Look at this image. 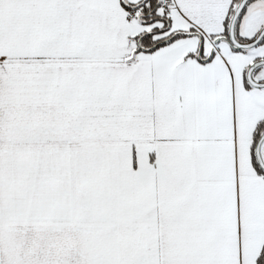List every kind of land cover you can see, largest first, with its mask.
<instances>
[{
  "label": "crops",
  "instance_id": "crops-1",
  "mask_svg": "<svg viewBox=\"0 0 264 264\" xmlns=\"http://www.w3.org/2000/svg\"><path fill=\"white\" fill-rule=\"evenodd\" d=\"M148 1L0 0V264H258L264 39ZM263 26L250 0L238 39Z\"/></svg>",
  "mask_w": 264,
  "mask_h": 264
},
{
  "label": "water",
  "instance_id": "water-1",
  "mask_svg": "<svg viewBox=\"0 0 264 264\" xmlns=\"http://www.w3.org/2000/svg\"><path fill=\"white\" fill-rule=\"evenodd\" d=\"M161 0H159L160 2ZM250 0H239L234 7L233 14L229 21L228 26V37H225V39L228 41V43L235 49L239 50H250L254 47H256L263 39H264V26L261 28V30L258 32V34L250 41H242L238 39L236 34V26L238 23V20L246 7L247 3ZM216 42H214L215 44ZM264 66V59H259L250 64V66L247 69V80L248 82L258 88L264 87V81H258L254 77V72L259 67ZM263 145H264V129L261 131L260 136L256 142L255 145V157L256 160L260 166V168L264 171V156H263Z\"/></svg>",
  "mask_w": 264,
  "mask_h": 264
},
{
  "label": "trees",
  "instance_id": "trees-1",
  "mask_svg": "<svg viewBox=\"0 0 264 264\" xmlns=\"http://www.w3.org/2000/svg\"><path fill=\"white\" fill-rule=\"evenodd\" d=\"M239 0H234V6L235 4L238 2ZM149 6L148 8H146L144 11L145 12H150V16L153 17V21H156V20H162L164 21V24L163 26L156 30V32H165V31H168L170 28L167 26L168 22H167V17L166 15H161L159 13H157V10L160 8V3L157 4V0H149ZM144 6L146 5V3L143 4ZM234 6H232L231 10H230V14L228 15L227 19H226V25H228L229 21H230V18H231V15L234 11ZM174 35V33L172 32H169L168 34L162 36L159 40L156 39V43H158L160 40H163V38H166V37H169V36H172ZM264 129V121L258 126L255 134H254V141H253V157H254V162H255V165L258 169V172L260 173H263L264 174V171L260 168V166L258 165L257 163V160H256V157H255V145H256V142L260 136V133L261 131ZM258 264H264V248L262 250V252L260 253L259 257H258Z\"/></svg>",
  "mask_w": 264,
  "mask_h": 264
},
{
  "label": "built area",
  "instance_id": "built-area-1",
  "mask_svg": "<svg viewBox=\"0 0 264 264\" xmlns=\"http://www.w3.org/2000/svg\"><path fill=\"white\" fill-rule=\"evenodd\" d=\"M174 0H167L166 2H162L161 8L163 12H168L172 5H174Z\"/></svg>",
  "mask_w": 264,
  "mask_h": 264
}]
</instances>
